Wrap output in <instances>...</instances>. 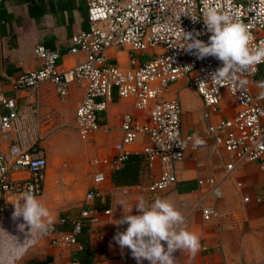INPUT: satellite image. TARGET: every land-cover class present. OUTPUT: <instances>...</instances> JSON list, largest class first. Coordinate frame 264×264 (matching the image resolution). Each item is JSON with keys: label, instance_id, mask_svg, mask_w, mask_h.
I'll return each instance as SVG.
<instances>
[{"label": "built area", "instance_id": "built-area-1", "mask_svg": "<svg viewBox=\"0 0 264 264\" xmlns=\"http://www.w3.org/2000/svg\"><path fill=\"white\" fill-rule=\"evenodd\" d=\"M87 27L69 37L68 54L81 53L83 58L64 67L60 54L36 43L32 54L40 64L34 69L9 77L8 83L17 89L36 90L47 82L51 84L58 102H65L68 86L74 84L83 94L74 109V130L81 139L96 131L106 104L115 93L117 98H133L137 110H146L147 120L140 123L130 114H123L119 128L122 145H128L142 135L145 138L139 154L150 165L154 160L179 162L187 150L196 148L190 135L180 132L181 107L177 98L162 99L167 86L179 78H187L199 96L207 121L206 135L215 146L224 151V169L220 178H197V187L207 184L208 190L196 197L195 208L203 220L215 214L208 201L220 196L221 182L238 166L255 164L264 170V91L252 92L245 78L255 75L259 63L248 69L237 70L226 80L215 81L211 73L222 66L215 57L198 59L181 48L185 43L183 31L208 42L203 19L211 4L222 14L244 24L250 34L252 47L264 46V0H84ZM199 33V35H197ZM126 48L134 53L148 52L139 64L130 57L129 67H121L107 56V51ZM223 91L234 103L231 115L210 121L223 100ZM15 105L13 96L5 95L0 87V216L7 206L16 204L21 193L31 189L39 195L47 165L43 148L37 141L60 128L57 111L37 114L36 105ZM33 116L32 121L26 117ZM47 125L46 128L41 126ZM122 146V148H123ZM127 153L121 149L110 158H93L103 168L116 169ZM105 179V169L91 175V184L84 192L78 216L68 230L48 228L45 235L51 247L78 245L81 228L93 229L98 222L95 206L90 204L97 196V187ZM175 181L172 173L162 171L150 182L147 190L156 197ZM123 192H126L123 189ZM22 202V201H21ZM102 213L107 214L108 210ZM63 219L60 220V223ZM35 242V239L31 238ZM79 247V245H78ZM69 264H77L71 261Z\"/></svg>", "mask_w": 264, "mask_h": 264}, {"label": "crops", "instance_id": "crops-1", "mask_svg": "<svg viewBox=\"0 0 264 264\" xmlns=\"http://www.w3.org/2000/svg\"><path fill=\"white\" fill-rule=\"evenodd\" d=\"M86 27L84 0H0L2 92L13 96L16 107H26V111L28 106L36 105L37 114L40 116L51 109L58 113L60 128L37 141L43 148L47 165L57 162L55 175L51 174L54 176H49L44 183L46 165L42 195L37 199L46 208L52 206L49 201L52 198L48 192L53 188V179L56 176L61 184L60 189L71 188L74 197L70 200L68 195L63 194L57 197L56 201L53 200V206L55 205L60 216H57L55 224L49 225L50 228L65 230L70 227V222L78 216L84 192L91 184L92 173L100 168L105 169V179L97 187V196L90 201V204L100 211L98 222L93 225V229H86L84 234L78 235L79 247H51L45 234L35 239V242L31 241L28 226L25 225L21 229V224H25L22 218L13 229L15 239L12 235L6 240L8 247L21 245L23 237L28 238L26 246L19 248L16 259L42 260L49 256L48 264H69L71 261L77 264H137L130 249H121L113 240L116 232H123L127 228L126 223L116 224L115 221L128 214L131 207L129 214H139L135 207L139 198L143 197L151 203L155 198L161 197L173 203L185 217L184 226L199 237V250L194 255L185 251L175 252V264H264V170L252 163L235 168L221 182L220 196L208 200L215 209V214L208 220H203L195 208L196 197L206 193L209 187L207 184L197 187L196 179L220 178L225 155L206 135L207 121L202 117V103L187 78H179L170 83L161 98H177L181 107L180 132L183 136H192L196 148L187 150L179 162L154 160L150 165H147L139 154L145 141L144 136H138L131 144L122 145L123 134L119 128L121 116L130 114L140 123L147 120L146 110H137L133 98H117L113 93L111 100L106 104L105 112L99 118V128L86 139H81L74 130L73 116L75 106L83 94L82 87L69 85L67 98L65 102L60 103L51 84L47 82L41 83L32 91L13 88L8 83L9 77L38 67L40 61L32 54V47L36 43L58 51L59 61L64 67L80 61L83 58L81 53L68 54L66 50L69 37ZM107 56L112 61L116 60L119 66L129 67L130 57L134 58L135 64H139L148 58L149 53H134L121 48L108 50ZM261 67L264 68L260 66L258 71ZM257 72L254 76L244 79L252 92L260 90L259 85L264 83ZM221 104L210 114V121L233 113L234 103L226 94ZM32 119L33 116L27 115L26 121ZM46 127L47 125L41 126V133L42 128ZM198 139L203 143L197 145L195 142ZM121 149L131 156L116 169L91 163L93 158H110ZM162 171L172 173L175 181L161 190L156 197H152L147 186ZM123 189L126 192H123ZM119 201L124 202L123 207L117 204ZM103 210H108V213H102ZM82 238L88 250L85 254L81 253L82 244L79 239ZM164 246L166 247V244ZM141 264H149V261L142 260Z\"/></svg>", "mask_w": 264, "mask_h": 264}, {"label": "clouds", "instance_id": "clouds-1", "mask_svg": "<svg viewBox=\"0 0 264 264\" xmlns=\"http://www.w3.org/2000/svg\"><path fill=\"white\" fill-rule=\"evenodd\" d=\"M203 22L211 33L208 42L183 31L185 43L181 48L192 52L198 59L212 56L222 62V66L211 73V79L226 80L237 70L264 63V46H251V37L244 24L222 14L211 4L206 9ZM259 86L264 89V83ZM260 95L264 96V91ZM195 143L199 145L203 141L198 139ZM117 204L123 207L124 202L119 201ZM135 207L139 214H129L131 207L128 214L115 221L116 224L126 223L127 228L123 232H116L113 240L121 249H130L137 264H141L142 260L149 261V264H175V252L185 251L194 255L199 250V237L184 226V215L167 198L157 197L149 203L141 197ZM19 217L25 222L21 224V229L28 226L33 239L48 231L49 210L31 189L21 193L14 205L12 218L15 220ZM20 247V244H16L0 250V264H13Z\"/></svg>", "mask_w": 264, "mask_h": 264}, {"label": "rangeland", "instance_id": "rangeland-1", "mask_svg": "<svg viewBox=\"0 0 264 264\" xmlns=\"http://www.w3.org/2000/svg\"><path fill=\"white\" fill-rule=\"evenodd\" d=\"M223 96H225V91H223ZM56 167H57V162L53 163L52 165H49V164L47 165L44 183L46 182V180L49 176L53 177L55 175V173H56L55 168ZM51 174H54V175H51ZM56 177H54V179H53V183H54L53 188H51L48 192V194H50V198H52V199H49V201H51L52 206L47 207V209L49 210V217H48V221L50 222L49 225L55 224L57 222V216H60L59 213H57V208L55 207V205L53 206V204H54L53 200L56 201V198L59 196H62L63 194L68 195L67 197H69L70 200L74 197V194H73L74 191L71 188L70 189H64V190L60 189L61 184H60V182H58ZM55 192H57V193H55ZM55 194H57V196ZM41 195L42 194L40 193L39 195L36 196V198H40ZM14 205L15 204L7 206V208L3 211V213L0 216V246H1L0 249L1 250H3L4 248L7 247L6 240L9 239L12 235H13V238L15 239V234H14L13 229L16 228L15 225L19 224V222L22 220V217H19L15 220L12 218V213L14 211ZM22 240L23 241H22L21 247L26 246L25 244H27L28 238L23 237ZM1 242H2V245H1ZM13 243L14 242H12V244ZM22 260L16 259L14 263L15 264H21V262L25 261L24 259H22Z\"/></svg>", "mask_w": 264, "mask_h": 264}, {"label": "trees", "instance_id": "trees-1", "mask_svg": "<svg viewBox=\"0 0 264 264\" xmlns=\"http://www.w3.org/2000/svg\"><path fill=\"white\" fill-rule=\"evenodd\" d=\"M257 74L259 75V78L261 79V80H264V68L263 67H261L260 69H259V71L257 72ZM130 156H131V154H127L126 155V158H125V160L124 161H126V160H128L129 158H130ZM134 156V155H133ZM135 157H137V156H135ZM137 159H138V157H137ZM70 228V227H69ZM69 228H67V229H65V230H68ZM86 226H83L82 228H81V232H80V234H84L85 233V231H86ZM79 241H80V243L82 244V248H81V253H83V254H85L88 250H86V242L84 241V239L82 238V239H79ZM85 245V246H84ZM50 261V257L49 256H46L44 259H42V260H36V259H28V260H26L25 261V263L24 264H48V262ZM82 261V260H81Z\"/></svg>", "mask_w": 264, "mask_h": 264}, {"label": "bare ground", "instance_id": "bare-ground-1", "mask_svg": "<svg viewBox=\"0 0 264 264\" xmlns=\"http://www.w3.org/2000/svg\"><path fill=\"white\" fill-rule=\"evenodd\" d=\"M1 250V249H0Z\"/></svg>", "mask_w": 264, "mask_h": 264}]
</instances>
